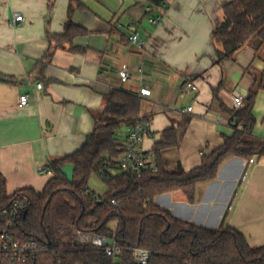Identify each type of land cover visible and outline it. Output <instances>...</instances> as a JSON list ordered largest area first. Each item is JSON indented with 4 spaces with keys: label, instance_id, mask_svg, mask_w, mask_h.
Returning <instances> with one entry per match:
<instances>
[{
    "label": "crops",
    "instance_id": "1",
    "mask_svg": "<svg viewBox=\"0 0 264 264\" xmlns=\"http://www.w3.org/2000/svg\"><path fill=\"white\" fill-rule=\"evenodd\" d=\"M233 1L0 0V191L4 181L8 196L24 189L42 192L54 174L39 169L84 146L114 90L141 98L139 117L150 120L153 133L145 152L156 154L164 131L175 129L177 144L158 152L167 173H189L221 147L234 134V100L247 99L257 87L256 124L245 140L263 142L264 44L252 39L220 60L222 46L212 37L223 7ZM161 3L164 21L150 25L144 7H153L155 16ZM16 14L25 22L13 26ZM69 23L80 32L57 41ZM133 25L147 41L143 52L128 41ZM124 70L129 79L120 76ZM187 82L199 91L187 94ZM22 94L30 96L23 108ZM127 130L124 125L121 145ZM255 160L246 166L243 159H227L215 181L198 185L193 204L182 191L158 196L155 203L183 222L231 227L252 248L263 247L264 157Z\"/></svg>",
    "mask_w": 264,
    "mask_h": 264
},
{
    "label": "trees",
    "instance_id": "2",
    "mask_svg": "<svg viewBox=\"0 0 264 264\" xmlns=\"http://www.w3.org/2000/svg\"><path fill=\"white\" fill-rule=\"evenodd\" d=\"M77 31L69 23L65 34L55 39L67 40ZM212 37L222 46L220 60L232 58L252 39L264 44V0H235L225 5L223 19ZM259 89L251 90L243 108L230 111L234 134L225 137L221 147L205 154L199 167L189 173L163 170L158 152L177 144L176 131L171 128L164 131L165 140L157 147L159 172L142 178L121 172L118 163L122 127L129 128L139 119L141 98L114 90L105 97L103 110L95 117V129L84 146L69 157L51 162L49 169L54 175L45 189L40 193L24 189L8 196L2 181L0 209L16 197L29 198L30 204L16 220L13 231L24 240L40 242V264H58V260L62 264H136L133 252L138 248L150 251L149 264H264V246L252 248L239 231L231 227L200 228L176 219L155 203L158 196L182 191L193 204L198 185L215 181L227 159L248 162L264 157V141L245 140L255 128L253 110ZM67 165L75 167L73 183L61 172ZM93 176L107 186L100 200L89 192ZM77 231L113 238L122 255L115 262L105 249L77 246Z\"/></svg>",
    "mask_w": 264,
    "mask_h": 264
},
{
    "label": "built area",
    "instance_id": "3",
    "mask_svg": "<svg viewBox=\"0 0 264 264\" xmlns=\"http://www.w3.org/2000/svg\"><path fill=\"white\" fill-rule=\"evenodd\" d=\"M155 9H158L159 13L153 16L152 12L154 8L144 7L145 18L153 26L163 23L165 18V4L161 3ZM24 22L25 17L21 14H16L11 24L17 26ZM128 41L140 52L145 51L148 45L147 41L142 38L137 25L131 27ZM120 76L124 80L130 78V74L126 70L122 71ZM37 88L41 90L43 85L38 84ZM184 90L187 94H190L198 92L199 87L193 82H187ZM245 100L243 97L236 98L233 103V109L239 110L243 108ZM29 102L30 96L28 94L20 95V107H27ZM192 110V107L188 108L189 112H192ZM152 135L151 122L147 118L139 117L136 123L128 128L124 145H122V154L118 158L121 172L127 173L131 178H142L147 174H156L159 172L156 154L147 153L144 150L145 141L152 137ZM255 163L256 160L251 159L247 162L246 166ZM39 172L41 174L47 173L48 175H53V172L49 168L42 167L39 169ZM247 175L248 172L245 173L243 180H246ZM89 192L93 194L92 190ZM94 198L96 200L101 199L100 195L96 194ZM29 204L30 200L27 196H19L10 205L0 209V221L3 222V226L0 227V264H40L39 260L42 254L40 242L36 239L24 240L13 231L16 220L26 211ZM113 204L116 205V202L113 201ZM116 231L117 229L113 228V232L116 233ZM75 242L77 246L105 249L107 256L115 262L122 255V248L113 238L106 236L77 231L75 233ZM133 257L136 264H149L151 253L147 249L138 248L134 250ZM58 264H62V262L58 260ZM114 264L118 263L116 262Z\"/></svg>",
    "mask_w": 264,
    "mask_h": 264
},
{
    "label": "rangeland",
    "instance_id": "4",
    "mask_svg": "<svg viewBox=\"0 0 264 264\" xmlns=\"http://www.w3.org/2000/svg\"><path fill=\"white\" fill-rule=\"evenodd\" d=\"M89 186L96 195H103L107 191V186L97 176H93L90 180Z\"/></svg>",
    "mask_w": 264,
    "mask_h": 264
},
{
    "label": "water",
    "instance_id": "5",
    "mask_svg": "<svg viewBox=\"0 0 264 264\" xmlns=\"http://www.w3.org/2000/svg\"><path fill=\"white\" fill-rule=\"evenodd\" d=\"M61 172L69 180L70 183H73L75 175V167L73 165L65 166Z\"/></svg>",
    "mask_w": 264,
    "mask_h": 264
}]
</instances>
